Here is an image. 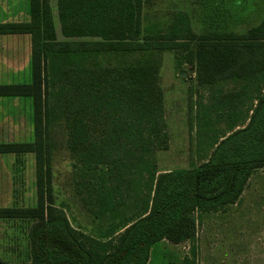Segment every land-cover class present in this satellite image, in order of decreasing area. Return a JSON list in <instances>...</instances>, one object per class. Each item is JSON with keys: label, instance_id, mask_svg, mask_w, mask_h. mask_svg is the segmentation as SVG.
I'll use <instances>...</instances> for the list:
<instances>
[{"label": "trees", "instance_id": "obj_1", "mask_svg": "<svg viewBox=\"0 0 264 264\" xmlns=\"http://www.w3.org/2000/svg\"><path fill=\"white\" fill-rule=\"evenodd\" d=\"M56 4L62 40L49 0H30L27 23L0 24V35L31 38L30 84L0 86V97L29 98L33 130L32 142L0 144V154L34 156L37 195L35 207L0 208V219L35 221L31 262L0 264H41L33 231L43 226L58 230L78 254L76 260L48 250L49 264H146L164 238H194L196 210L235 204L251 173L264 168V18L245 34L197 35L186 13H176L166 30L153 24L143 31L144 0ZM168 51L195 66L197 86L215 95L210 105L195 106L202 161L186 173L160 172L155 159L169 144L158 76L159 54ZM228 85L235 90L225 92ZM246 101V123L239 126ZM223 121L225 129L214 130ZM56 126L77 155L73 166L94 217L92 234L71 227L55 206Z\"/></svg>", "mask_w": 264, "mask_h": 264}, {"label": "rangeland", "instance_id": "obj_2", "mask_svg": "<svg viewBox=\"0 0 264 264\" xmlns=\"http://www.w3.org/2000/svg\"><path fill=\"white\" fill-rule=\"evenodd\" d=\"M231 5V0H144L142 30L144 31L153 24L158 25L157 29L166 30L176 13H186L190 19L191 29L197 35L217 31L245 34V29L256 24L258 17H250L248 24L238 25L236 29L234 24L241 20L232 15ZM49 12L53 18L57 38L62 40L56 0H49ZM158 65L159 85L163 91V107L169 133L167 149L157 151L155 154L158 170L180 173L194 171L193 167H197L196 165L202 161L199 159L197 150L195 106L210 105L215 95L197 86L195 72H189L191 67L176 60L173 52L160 53ZM181 71L187 73L184 78L180 77ZM18 83L29 84L30 80L17 81L16 84ZM233 89V85L224 87L225 92ZM0 101L7 103L12 99H0ZM23 105L21 111L26 116L28 104ZM249 106L250 103L246 101L244 107L239 109L243 113V117L237 123L239 126L246 123V112ZM225 127L226 122L224 121L213 125L214 130L217 131ZM9 130L20 132L12 134ZM7 132V135H11L8 138L13 137L16 142L33 141L32 123L25 121L21 129H18L17 123L15 126L12 125ZM51 139L55 206L63 211L71 227L75 229L80 227L84 233L92 234L96 228L94 217L93 214L87 212V193L81 189L79 172L73 166L77 163V155L75 156V153L68 150L61 128L58 126L53 129ZM2 142L4 138L0 134V144ZM10 157L12 156H3V159L8 161ZM10 160H13L15 167L21 168L18 170L21 172L13 171L16 174L5 178V182L7 180L9 182L4 186L0 185V208L35 207L37 195L34 156H23L20 161H15V158ZM250 176L239 201L219 211L196 210L194 212V238L180 243H174L167 237L164 238L150 248L146 264H264V168L253 171ZM2 179L4 180L3 177ZM132 210L135 209L132 208ZM128 213L131 215L132 212ZM59 216L60 213H57L56 217ZM175 217H177V212L172 213L171 220ZM34 222L29 223L33 226ZM33 232L38 233L34 236V251L41 264H49L47 251L51 249L78 259V254L71 241L62 236L58 230H49L43 226ZM12 243L14 247H20L18 254H15L17 248L11 250ZM6 244L9 246L7 250L0 248V251L7 252L0 255L1 260L8 263L31 262L33 248L30 239L8 241ZM193 248H195L194 254H192Z\"/></svg>", "mask_w": 264, "mask_h": 264}, {"label": "crops", "instance_id": "obj_3", "mask_svg": "<svg viewBox=\"0 0 264 264\" xmlns=\"http://www.w3.org/2000/svg\"><path fill=\"white\" fill-rule=\"evenodd\" d=\"M231 2V8L233 10L232 15L237 16L238 20H241L240 22H236V24H234V28L237 29L238 25L244 26L245 24H248L250 17H258V22L256 24L245 29V33H247L249 30L258 26L263 20L264 0H231ZM29 20L30 0H0V24L27 23ZM31 47V38L29 35H0V86L27 85L19 83L16 84L17 81L30 80L31 82ZM0 99H12L11 102L7 101V103L0 101V134L4 138V142H2V144L20 143L13 140V137L9 139L8 136L11 135H7V130L10 129L12 125L15 126L17 123L18 129L23 127L25 121L30 124L32 123V102L29 98L0 97ZM22 99L28 100L25 101ZM24 103L28 104V112L26 116H24L21 111ZM10 132L12 134L15 132L18 134L20 131L12 130ZM26 155L32 154H0V185L4 186L9 182L8 180L5 182L6 176L10 177L12 174H16L19 172L18 170L21 169L19 167H15V163H13V160L11 161L10 159L15 158V161H20L23 156ZM3 156L12 157L6 161L7 159H3ZM1 177H3L4 180H1ZM242 194L239 200L241 199ZM29 222L30 220L21 218L0 219V248H6L7 250L9 246H7L6 243L8 241H16L25 238L29 240L31 228ZM12 248H17L15 254L19 253L18 248L20 247H14L12 243L11 250ZM2 253L6 254L7 252L0 251V255Z\"/></svg>", "mask_w": 264, "mask_h": 264}, {"label": "water", "instance_id": "obj_4", "mask_svg": "<svg viewBox=\"0 0 264 264\" xmlns=\"http://www.w3.org/2000/svg\"><path fill=\"white\" fill-rule=\"evenodd\" d=\"M194 71V67H191L190 69H189V72H193ZM186 72H184V71H181L180 72V77H182V78H184L185 76H186Z\"/></svg>", "mask_w": 264, "mask_h": 264}]
</instances>
